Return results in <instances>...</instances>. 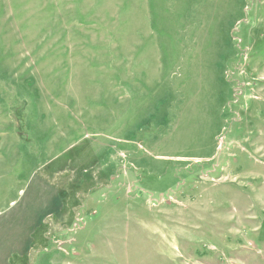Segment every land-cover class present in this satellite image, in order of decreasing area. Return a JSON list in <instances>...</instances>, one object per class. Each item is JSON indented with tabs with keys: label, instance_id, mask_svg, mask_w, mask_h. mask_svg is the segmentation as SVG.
<instances>
[{
	"label": "rangeland",
	"instance_id": "obj_1",
	"mask_svg": "<svg viewBox=\"0 0 264 264\" xmlns=\"http://www.w3.org/2000/svg\"><path fill=\"white\" fill-rule=\"evenodd\" d=\"M0 264H264V0H0Z\"/></svg>",
	"mask_w": 264,
	"mask_h": 264
}]
</instances>
